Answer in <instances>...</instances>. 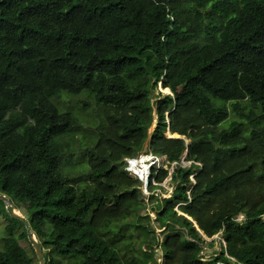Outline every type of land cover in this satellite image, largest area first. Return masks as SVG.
I'll return each instance as SVG.
<instances>
[{"label":"trees","instance_id":"16d2710c","mask_svg":"<svg viewBox=\"0 0 264 264\" xmlns=\"http://www.w3.org/2000/svg\"><path fill=\"white\" fill-rule=\"evenodd\" d=\"M161 83L171 95L156 103L150 151L170 164L187 152L198 164L172 177L179 185L160 219L178 220L193 241L167 237L165 264H206L202 237L220 233L227 248L210 264H264V0H0V187L38 205L33 227L50 240V264L54 252L121 264L97 227L145 205L125 160L143 149ZM62 95L105 110L84 153L92 188L81 193L62 171L72 153L60 139L78 126L52 102ZM243 123L261 125L253 130L258 144L225 159L219 147L238 139ZM167 177L162 170L158 184ZM21 241L23 234L5 239L0 264H33Z\"/></svg>","mask_w":264,"mask_h":264},{"label":"rangeland","instance_id":"374dc122","mask_svg":"<svg viewBox=\"0 0 264 264\" xmlns=\"http://www.w3.org/2000/svg\"><path fill=\"white\" fill-rule=\"evenodd\" d=\"M170 93L165 92L161 85L158 86V89L156 90L154 94L153 101L157 103L160 99L165 97L166 95H169ZM85 101V102H83ZM52 102L58 106L61 110V112H70L72 113L78 120V126L75 128L73 133L66 137L62 143L63 139H60L61 144H65L66 146L69 145L68 149L65 146V150H68V152L71 154L72 157H68L64 160L62 165V171L70 183L77 189L79 193L83 191H89L92 188V184L90 182L91 177V170L88 166V163L86 160H84V153L86 149L91 148L100 133V129L103 127L102 118H104L105 110L103 107H98L92 102H90L89 98L86 96L82 97H71L64 95L60 97H56L52 99ZM61 106V107H60ZM256 113L260 112V108L256 104H250L249 105ZM194 120L199 125H204L203 118L199 115L197 110L193 111ZM257 127H261L260 124H250V123H243L241 126V129L239 130V138L236 140H230L226 144L221 145L219 147L220 154L225 159H233L238 160L245 155H247L253 148L257 146L256 139L253 136V130ZM166 137L168 139H177V137L172 136L171 133L167 132ZM179 138V137H178ZM182 140H184L187 144H189L190 141L187 139L181 137ZM149 149H147L148 151ZM187 153V152H186ZM185 155L182 157L183 159L186 157ZM152 154V153H151ZM127 165V164H126ZM169 166V165H167ZM168 171L171 172V168L167 167ZM129 177L134 178L132 174L128 173ZM137 179V178H134ZM192 181H194V178H191ZM138 181V180H137ZM139 183V182H138ZM161 187L164 192L169 191L172 187V182L165 181ZM155 188V187H151ZM157 188V187H156ZM155 188V189H156ZM177 211L179 218L181 220H188L193 223V226L197 231L199 230V227L195 222L192 221L191 218L188 216L182 214V212L179 210V208H175ZM132 221V218L124 221L122 224L113 223L109 225L108 233L114 234L116 236L121 234L120 228L124 229L123 233V239L121 241L122 246L124 247V263L127 264L128 259L126 255H130L131 251H137L140 249V245L144 240L143 235L140 232H137L130 226V222ZM238 222L244 221V216H240L237 219ZM10 225L6 217L0 216V251H3L4 248V241L5 239L9 238L10 236L19 239L22 236L21 229H16L12 233V235L9 234L7 228ZM123 225V226H122ZM120 228H119V227ZM202 236V233H201ZM202 239H204L202 237ZM211 242H205L204 243V249L202 252V257L204 258V263L210 264L214 257L218 256L222 251V242L216 239H210ZM20 245L27 251L29 256H32L31 251L29 250L28 245L21 241ZM129 248V250H127ZM140 257V254H139Z\"/></svg>","mask_w":264,"mask_h":264},{"label":"water","instance_id":"95a60500","mask_svg":"<svg viewBox=\"0 0 264 264\" xmlns=\"http://www.w3.org/2000/svg\"><path fill=\"white\" fill-rule=\"evenodd\" d=\"M160 85L162 88V83ZM169 95H171V92ZM153 99L154 95L152 97L153 123L148 129V138L144 143L142 151L138 152L134 158L127 159V161L130 160L131 167L134 166V168L130 167L129 169L131 174L139 182L135 190L139 192L145 204L142 207L134 209L133 220L130 222V226L144 237L140 245V253L146 260H143L142 264H165L166 253L164 243L167 237L182 234L187 241H193V239L190 236L189 229L178 220L171 218L163 222L160 221V216L165 210V203L174 200L179 183H172L171 189L166 192L161 188H151V179L155 167L154 161L150 162L151 168L147 171L144 168V172L142 171L141 173L137 172V169L134 170L137 166H140L139 161L143 157L151 154L150 143L158 120L156 101L154 102ZM177 139H181V137L179 136ZM147 149L149 150L147 151ZM151 199H156L158 204H151ZM0 208L8 222L16 229H21L24 242L32 253L30 259L33 261V264H50L53 252L52 247L47 246L50 240L43 238L33 227L35 216L41 212L38 205L30 209L27 205L17 200L15 196L7 194L4 191V187H0Z\"/></svg>","mask_w":264,"mask_h":264},{"label":"flooded vegetation","instance_id":"af4514ba","mask_svg":"<svg viewBox=\"0 0 264 264\" xmlns=\"http://www.w3.org/2000/svg\"><path fill=\"white\" fill-rule=\"evenodd\" d=\"M150 203L151 204H158V201L156 199H151L150 200ZM161 217V216H160ZM167 218V217H166ZM166 218H162L160 219L161 222H163L164 220H166ZM133 220V218H132ZM102 223H107V221H103L101 222V224L97 227L98 229V235L100 237H103L105 239H108V243L110 244L111 248L118 254L119 256V259L121 261V264H125L124 263V247L122 246L121 244V241L123 239V233H124V227L123 229L120 228L121 230V234L116 236L114 234H109L108 233V228L106 226H101ZM123 222L122 221H118L117 224H122ZM121 226V225H120ZM123 226V225H122ZM138 232V231H137ZM127 250H129V248H127ZM139 254H140V249H138L137 251H131V254L127 256V259H128V262L127 264H140V257H139ZM202 255V254H201ZM52 257L54 258L53 261L51 262L52 264H82V260H83V257H79V256H68V257H62L60 255H58L57 253H53ZM97 264V263H95Z\"/></svg>","mask_w":264,"mask_h":264},{"label":"built area","instance_id":"2783aa9c","mask_svg":"<svg viewBox=\"0 0 264 264\" xmlns=\"http://www.w3.org/2000/svg\"><path fill=\"white\" fill-rule=\"evenodd\" d=\"M150 155L152 156L151 161H154L155 162V167L153 169V177L151 179V187L153 186L155 188L156 187L157 188H161V187L164 186L162 184H158V182H157L158 176H159V174H160V172L162 170H165V171L168 172V177H167V179L165 181H167V182H170L171 181L172 182V177H173V174L176 171V169H178V168H189L193 164L194 165H198V164H196L194 162L187 161V154H186V157L184 159L181 158V160L179 162H173L171 164L167 162V159L165 157H156L153 154H150ZM125 163L127 164L126 171L131 174V172L129 170L130 167H131L130 160L127 161V159H126V162ZM167 165H169V166H167ZM167 167H170L171 168V172L168 171V168ZM193 178H194V176H193ZM203 238L206 240V242H211L209 238H206L205 236H203ZM211 239L219 240L220 242H222V246L225 249L227 248V245H226V242H225V240H224V238L222 236V233L218 234L217 236H215V237H213ZM219 264H221V263H219Z\"/></svg>","mask_w":264,"mask_h":264},{"label":"bare ground","instance_id":"6f19581e","mask_svg":"<svg viewBox=\"0 0 264 264\" xmlns=\"http://www.w3.org/2000/svg\"><path fill=\"white\" fill-rule=\"evenodd\" d=\"M165 92L167 93H170V91L168 89L164 90ZM172 137V135H171ZM175 137H179L177 135H175ZM151 159H152V156L151 155H148L146 157H143L139 163H140V166H137L134 170L137 169V172L141 173L142 171L144 172V169L147 171L149 170L151 167H150V162H151ZM135 164V163H134ZM137 165V164H136ZM134 168V166H133ZM139 168V169H138ZM141 168V169H140ZM144 168V169H143Z\"/></svg>","mask_w":264,"mask_h":264}]
</instances>
